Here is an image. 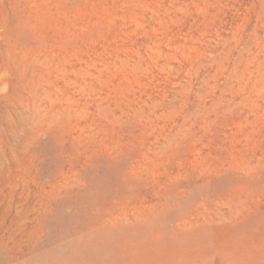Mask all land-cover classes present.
<instances>
[{
  "label": "rangeland",
  "instance_id": "rangeland-1",
  "mask_svg": "<svg viewBox=\"0 0 264 264\" xmlns=\"http://www.w3.org/2000/svg\"><path fill=\"white\" fill-rule=\"evenodd\" d=\"M0 264H264V0H0Z\"/></svg>",
  "mask_w": 264,
  "mask_h": 264
}]
</instances>
